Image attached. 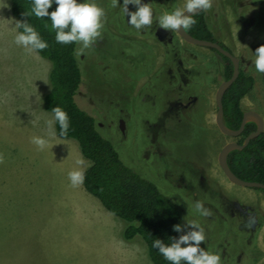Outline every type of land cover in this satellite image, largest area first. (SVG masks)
<instances>
[{"label":"rangeland","instance_id":"rangeland-1","mask_svg":"<svg viewBox=\"0 0 264 264\" xmlns=\"http://www.w3.org/2000/svg\"><path fill=\"white\" fill-rule=\"evenodd\" d=\"M223 1L225 23L214 15L210 18L217 39L252 63L253 49L264 35V0ZM95 2L106 13L102 38L83 55H77L80 45L75 44L81 72L76 104L95 119L99 133L111 141L126 165L174 196L184 222L195 221L204 228L206 239L201 246L205 251L220 255L221 264H264L263 192L230 182L217 163L219 150L231 140L215 124V90L222 81L220 54L185 43L173 32V41H159L155 22L137 32L119 7H111V0ZM8 3L0 7L6 24L11 19ZM184 3L148 0L154 17L182 8ZM17 52L0 39V264H96L98 258L84 254L82 243L93 245L97 233L104 238L117 235L123 222L109 213L114 221L95 228L81 224L84 220L78 215L83 208L76 207L79 200L68 181L73 169L69 157L62 150H37L30 143L34 132L39 133L37 121L42 126L37 113H30L42 76ZM177 59L193 68L187 89L197 100L191 111L178 113L177 122H166L163 135L156 134L153 128L147 129L146 121H155L165 102L176 96ZM244 69L254 75L256 85L242 98L243 109L258 111L264 120V74L253 65ZM36 85L39 89L32 93ZM199 175L209 185L207 190L199 185ZM220 196L248 206L256 216L255 229L239 228L240 220L229 217L228 204ZM196 201L203 202L211 215L199 216ZM114 222L120 224L118 229ZM130 245L136 247L137 255L132 264H152L140 237Z\"/></svg>","mask_w":264,"mask_h":264},{"label":"trees","instance_id":"trees-1","mask_svg":"<svg viewBox=\"0 0 264 264\" xmlns=\"http://www.w3.org/2000/svg\"><path fill=\"white\" fill-rule=\"evenodd\" d=\"M8 2L12 16L16 20H27L48 43L46 49L38 52L50 63L49 86L42 98V105L51 113L54 107H59L67 113L68 131L64 135H57L74 139L80 153L88 160L90 166L85 168L82 184L84 189L95 197L104 209L123 222L124 240L130 241L140 237L146 245L152 264H168L152 247V241L159 238L167 244L171 237L177 236L171 226L184 223L180 205L174 196L168 195L154 182L126 165L111 141L99 133L95 119L76 104L75 95L81 83V72L74 53L75 43H56L51 21L47 18H36L31 14L32 0ZM54 7L55 5L49 11ZM193 18L196 23L186 30L189 34L199 39L217 41L202 13ZM219 54L223 59V79H228L232 73V63L227 57ZM255 85L254 75L240 69L237 78L222 97L223 119L227 127L238 128L244 111L241 100ZM55 131L59 132L58 126ZM247 131L246 125L244 133ZM227 163L239 178L264 184V132L250 139L241 150L230 151ZM259 190L264 195V189Z\"/></svg>","mask_w":264,"mask_h":264},{"label":"clouds","instance_id":"clouds-1","mask_svg":"<svg viewBox=\"0 0 264 264\" xmlns=\"http://www.w3.org/2000/svg\"><path fill=\"white\" fill-rule=\"evenodd\" d=\"M55 5L54 9H49ZM129 5L134 11L129 10ZM6 0H0V7H6ZM111 7H119L127 23L137 32L156 27L168 32H185L195 23L193 18L202 11L212 7V0H185L182 8H175L154 17L153 8L145 0H111ZM31 14L36 18H47L51 21V28L55 32V41L58 44H79L77 55H83L84 50L94 46L102 38L105 10L95 0H32ZM26 16L27 14H23ZM16 34L13 43L27 52H39L48 47L40 34L27 20L15 21ZM252 64L257 73L264 74V45L255 49ZM52 128V135H64L68 131L69 118L59 107L52 109V120L47 122ZM56 126L59 132L55 131ZM30 143L37 150H44L49 141L43 136H33ZM77 167L68 173V180L73 187L84 182L85 167L83 161H75ZM90 166V165H89ZM195 212L202 217L211 215V210L201 201L194 203ZM172 231L177 236L171 237L169 243L156 238L152 247L163 257L168 264H221V257L216 253L205 251L201 246L206 239L205 230L195 221H186L183 224L175 223Z\"/></svg>","mask_w":264,"mask_h":264},{"label":"crops","instance_id":"crops-1","mask_svg":"<svg viewBox=\"0 0 264 264\" xmlns=\"http://www.w3.org/2000/svg\"><path fill=\"white\" fill-rule=\"evenodd\" d=\"M9 15H11L9 16V19L10 17L11 19L10 21L7 20L9 21L8 22L9 24H6L4 13L3 12L0 13V39H2V41L8 42L14 48V50L18 51L17 53H20L23 59H25V62L29 65L32 71L40 72L42 76V85L40 89L38 88V85H36L35 87H33L32 90V93H36L38 89L39 92L37 93L38 99L32 101L33 103L32 107L34 110L30 111V113L32 114L35 111L37 113V116L36 114L35 116L39 118L42 124L41 126L39 124L40 123L39 121H37L38 123L36 122L39 125L38 127L39 133L34 132V136L46 137L49 141V146L46 147L47 149L49 148L51 150L55 149V150L64 151L66 155L69 157L70 164L73 167V169L77 167L75 163L77 159L82 160L83 166L86 168L89 165V162L80 153L78 144L74 139L68 137H60L58 135H52V128H50L47 123L52 120V113L45 110L42 105V98L44 94L48 91V86H49L48 74L50 70V63L48 67L45 61L37 52H27L23 48L16 46L13 43V38L16 34L15 21L17 20L12 16L10 9H9ZM72 188H73L72 190L75 192L74 195H76V198L79 200L76 203L78 205L76 207L83 208L82 211L83 213L81 215L80 214L78 215L81 216L82 219L84 220V221L80 220L81 224L85 225L87 223L90 226H94L95 228V226H98L99 224L103 225V222H107L111 220L114 221L112 216L109 214L110 212L104 209V207L95 197L92 198L93 196L84 189L82 184L77 187L72 186ZM74 209H78V208H74ZM113 224L117 226V229L119 228L120 224H116V222H114ZM87 230H89V232L92 231L91 228L88 229V227H86V231ZM121 230L118 229L117 235L114 234L112 237L109 236L108 238L107 236L104 238L101 236V233H97V240L92 242L93 245L82 243L83 245H85L83 250L87 251L84 254L89 252V254H92L93 256L97 257L98 262H96V264L99 263L100 264H132V262L135 261L134 257L135 258L137 257L136 249H135L136 247L135 246L132 247L130 245L131 240L130 242H128L123 239ZM105 233L107 234L106 231ZM92 238L94 240V237ZM101 239H104V241L102 243L98 242ZM98 243H101L99 244L100 247L98 246ZM142 250L143 248H141V251Z\"/></svg>","mask_w":264,"mask_h":264},{"label":"flooded vegetation","instance_id":"flooded-vegetation-1","mask_svg":"<svg viewBox=\"0 0 264 264\" xmlns=\"http://www.w3.org/2000/svg\"><path fill=\"white\" fill-rule=\"evenodd\" d=\"M145 2L148 3V0H145ZM225 9H226L225 3L223 0H212V7L206 11L200 12L203 14L204 19L207 22L209 29L212 31V33L214 34V37L216 39H217V36H216V30L217 29L210 22V18L212 15H214V17L219 18L220 21H223L225 23V16H226L225 15V12H226ZM129 10L134 11L135 9L133 6L129 5ZM247 15H249L251 18L253 17L252 12H250V11H248ZM125 20L127 23V17H125ZM141 32H144V29ZM173 33L176 36H178L179 39H181L185 43H188L185 40H183L178 35L177 32H173ZM155 35L157 36V39L159 41H162L164 43L173 41L171 32L161 30V29L157 28L156 26H155ZM215 42H217L219 44L221 43L218 39ZM188 44H190V43H188ZM191 45H193V44H191ZM220 45L223 48L230 51L232 54H234L231 49L227 48L222 43ZM260 45H264V35L261 36L260 40L258 41V43L256 44V46L253 50H255ZM172 51L174 52L173 54L175 55V50L172 49ZM237 57L239 59V70L241 69V70L245 71L244 67L249 68L250 66L253 65L250 62L251 60H249L248 58L245 59V57L243 55H239ZM222 65H223V59L221 58V62L219 61L220 76H221L222 80H225V79H223ZM232 68H233V66H232ZM176 70H177L178 83H177V86L173 89L176 96H174L173 100H167L165 102V105H166L165 109H163L160 113H158L155 121H152V122L146 121V122H148L147 123V129L153 128L154 130H156V134H159L161 132L163 135L165 130H166V126H167L166 122L170 121V119L177 122L179 120L178 113H180V111H183L185 113L191 111L192 108L195 106V103L197 100V96L194 93H191L190 91H188V89H187V85L190 81V76L193 74V68L191 69V68L184 67L182 60L177 59ZM171 76H172V78L175 77L174 75H171ZM246 111H249V110H244L243 114ZM251 111H254V112H257L258 114H260L258 111H255V110H251ZM243 114H242L241 121H240L238 128L240 127L241 122L243 120ZM260 116H261V114H260ZM262 121H263V129L260 133L264 132V120H263V118H262ZM223 123H224V119H223ZM246 125L248 127V131L245 134L244 131H245ZM120 128H121V131L124 132L125 124H124L123 120H122V123L120 120ZM256 128H257L256 123L254 121L248 120L247 122L244 123L243 129L241 130V132L239 134L234 135V136L225 135L223 133L222 134L231 138V140L228 142H236L238 144H242L243 140L248 135L253 133L256 130ZM217 129H218V127H217ZM254 138H256V137H254ZM239 141H240V143H239ZM198 181H199V185L203 188V190H207V187L209 185L204 182V178L201 175L198 176ZM182 183L185 184V182H182ZM180 185L181 184L179 183L178 186H180ZM215 194L218 195V193L216 191H215ZM194 195H195V192H194ZM220 197L222 198L223 202H226L228 204V208H229L228 209V215H229V217L232 219L237 217L240 220V222L238 224L239 228H243V229H246L249 231H253L255 229V227H256V216H255V213L252 212L248 206H241L240 204H238L235 201L230 202L226 198H223L222 196H220Z\"/></svg>","mask_w":264,"mask_h":264},{"label":"water","instance_id":"water-1","mask_svg":"<svg viewBox=\"0 0 264 264\" xmlns=\"http://www.w3.org/2000/svg\"><path fill=\"white\" fill-rule=\"evenodd\" d=\"M178 33V32H177ZM178 35L185 40L186 42L193 44V45H198V46H205L209 48H213L217 50L219 53L227 57L231 62H232V74L228 79L222 80L219 85L217 86L215 90V104H216V113H215V123L218 129L220 130L221 133L229 136H234L237 135L241 132L243 129L244 123L247 122L248 120L254 121L257 125L256 130L248 135L244 140L242 144H238L236 142H227L225 143L221 149L219 150L217 154V163L223 172L224 176L232 183L239 185V186H244V187H250V188H257V189H264V184L257 182V181H249V180H243L236 176L232 170L230 169L228 163H227V155L229 154L230 151L232 150H241L243 147H245L249 140L257 137L260 132L263 129V121L262 117L260 114L254 111H246L243 114V120L241 122V125L237 129H231L227 127L223 123V106H222V97L226 89L235 81L239 74V59L237 56L232 54L230 51L227 49L223 48L219 43L215 41H210L206 39H199L196 38L192 35H190L188 32H180ZM122 123V121H121Z\"/></svg>","mask_w":264,"mask_h":264}]
</instances>
